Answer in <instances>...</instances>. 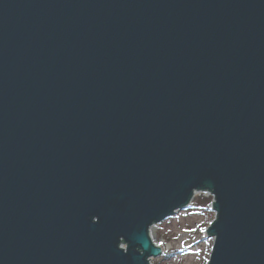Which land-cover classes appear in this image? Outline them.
Here are the masks:
<instances>
[{
  "label": "water",
  "instance_id": "water-1",
  "mask_svg": "<svg viewBox=\"0 0 264 264\" xmlns=\"http://www.w3.org/2000/svg\"><path fill=\"white\" fill-rule=\"evenodd\" d=\"M198 192L264 264V0H0V264H150Z\"/></svg>",
  "mask_w": 264,
  "mask_h": 264
},
{
  "label": "rangeland",
  "instance_id": "rangeland-1",
  "mask_svg": "<svg viewBox=\"0 0 264 264\" xmlns=\"http://www.w3.org/2000/svg\"><path fill=\"white\" fill-rule=\"evenodd\" d=\"M212 200V196L198 192L189 208L150 230L154 244L163 249L150 264H208L214 245L206 233L215 220Z\"/></svg>",
  "mask_w": 264,
  "mask_h": 264
},
{
  "label": "built area",
  "instance_id": "built-area-1",
  "mask_svg": "<svg viewBox=\"0 0 264 264\" xmlns=\"http://www.w3.org/2000/svg\"><path fill=\"white\" fill-rule=\"evenodd\" d=\"M203 194L206 195V196H207V195H208V196H212L211 193H209V192H205V193H203ZM212 201H213V200H212ZM212 204H213V202H211V205H212ZM153 227H155V226H153ZM153 227L150 229L151 231H152Z\"/></svg>",
  "mask_w": 264,
  "mask_h": 264
},
{
  "label": "bare ground",
  "instance_id": "bare-ground-1",
  "mask_svg": "<svg viewBox=\"0 0 264 264\" xmlns=\"http://www.w3.org/2000/svg\"><path fill=\"white\" fill-rule=\"evenodd\" d=\"M196 195H197V193L195 194V196H196ZM195 196H194V197H195Z\"/></svg>",
  "mask_w": 264,
  "mask_h": 264
},
{
  "label": "trees",
  "instance_id": "trees-1",
  "mask_svg": "<svg viewBox=\"0 0 264 264\" xmlns=\"http://www.w3.org/2000/svg\"><path fill=\"white\" fill-rule=\"evenodd\" d=\"M168 257H170V254L168 255Z\"/></svg>",
  "mask_w": 264,
  "mask_h": 264
}]
</instances>
